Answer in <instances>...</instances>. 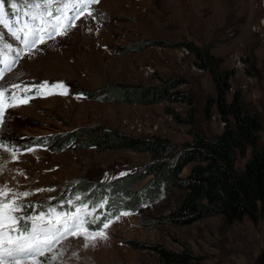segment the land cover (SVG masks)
I'll return each instance as SVG.
<instances>
[{"label": "rangeland", "instance_id": "rangeland-1", "mask_svg": "<svg viewBox=\"0 0 264 264\" xmlns=\"http://www.w3.org/2000/svg\"><path fill=\"white\" fill-rule=\"evenodd\" d=\"M74 2L0 0V61H15L11 70L0 62V69H4L0 90L5 92L4 122L0 124V189L6 188L9 193L0 199L16 200L24 206L15 213L20 217L16 225L20 230L25 226L30 230L29 217L50 209L68 216L80 213L83 219L92 216L100 204L76 206L71 213L60 211L67 191L81 181L108 183L140 171L150 162L146 154L122 150L73 146L53 153L46 141L33 145V139L95 125L134 137L166 138L176 147L190 141L191 128L210 138L223 130L217 120L203 115L205 102L214 93L211 77L205 71L193 70L192 65L197 67L193 54L181 59L176 57V49L185 47L182 43L205 48L222 59V70H230L231 62L227 61L234 53H241V60L247 61L244 71L250 69V63L260 73L264 68L260 37L252 31V26L264 18V0H98L79 16V9L71 6ZM57 17L73 26L33 47H25L22 38L13 36L25 24L32 29L40 27L41 19L49 31H54ZM249 76L251 83L240 76L231 86L239 89L245 107L261 116L263 130L258 146H262L264 77ZM172 78L184 79L186 84L178 89L193 95L192 125L165 112L169 107L179 119L186 120L189 107L184 104L131 106L86 96L105 83L154 87ZM61 83L64 89L54 87ZM12 96L29 99L8 106ZM211 111L215 114L214 109ZM137 123L144 133H151L139 136L132 132L131 126ZM244 162L245 158L239 157L236 169L242 170ZM190 167L184 168L182 177ZM179 196L180 192L173 190L171 196L138 212H123L128 214L118 215L107 222V229H101L107 239L90 243L83 234H69L54 241L43 255L24 257L20 264H165L151 248L156 245L190 254L191 264L255 263L264 246V211L255 224L247 218L224 224L220 216L205 217L187 226L160 222ZM10 234L16 236L18 232Z\"/></svg>", "mask_w": 264, "mask_h": 264}, {"label": "trees", "instance_id": "trees-1", "mask_svg": "<svg viewBox=\"0 0 264 264\" xmlns=\"http://www.w3.org/2000/svg\"><path fill=\"white\" fill-rule=\"evenodd\" d=\"M194 56V64L211 77L214 93L203 108L209 118L214 109L224 121L221 133L206 137L196 129H189L190 141L176 147L161 137L140 138L101 125L80 127L68 133L32 140L33 145L46 141L53 153H61L73 146L77 149L100 151H129L146 154L150 162L142 170L126 173L108 183L81 181L67 191L60 211L74 212L76 206L100 204L95 214L87 216L84 225L88 231H99L104 223L123 212H138L180 192L174 207L160 222L173 226H187L205 217L220 216L224 224L244 218L257 223L264 211V145L258 146L263 130L261 116L249 111L236 91L227 100L231 71L222 70V59L193 43H182ZM254 71V72H253ZM248 75H263L253 63L246 69ZM186 84L181 78H172L154 87L118 86L105 83L99 90L86 96L92 100L124 105L150 106L161 102L184 104L189 107L187 119L181 120L169 107L165 112L188 125L193 120V95L178 89ZM249 155L246 156L247 151ZM245 158L242 170L236 169L237 159ZM191 165L182 177L185 167ZM148 178L147 183L137 187ZM137 187V188H136ZM165 264H191L193 257L186 252H172L162 246L151 247ZM254 264H264V246Z\"/></svg>", "mask_w": 264, "mask_h": 264}, {"label": "snow or ice", "instance_id": "snow-or-ice-1", "mask_svg": "<svg viewBox=\"0 0 264 264\" xmlns=\"http://www.w3.org/2000/svg\"><path fill=\"white\" fill-rule=\"evenodd\" d=\"M98 0H75L71 5L77 7V16L80 11H83L90 4L96 3ZM15 7V5H12ZM3 10V4L0 3V12ZM91 13H89L90 15ZM51 15V13H48ZM72 19V18H69ZM73 25L64 24L60 17L56 18V23L52 26L54 31H49L45 26L43 19L40 21V27L35 29L29 28L28 25H24L22 28L13 32V36L16 39H21L25 47H33L37 42L43 43L46 38L51 39L54 34H63L69 27ZM7 47V45L5 46ZM5 69L11 70L14 60L9 61L4 58L3 61ZM4 69H0V78L3 77ZM19 88V86H15ZM42 87H47L46 85ZM58 89H64V85L56 84L54 86ZM63 94V93H61ZM29 97H17L12 96L8 101V106H17L16 102L26 103ZM5 110V92L0 90V124H3V115ZM2 146V145H0ZM31 151V149H30ZM15 155V153H13ZM6 188L0 189V197H6L8 195ZM26 195V194H25ZM23 205L16 202V200H4L0 199V264H20V261L24 257L31 256L33 254L43 255L46 250L51 248L54 241L62 239L69 234H83L84 238L88 242H94L96 239H107L106 231L88 232V229L84 227L88 223L83 219L80 213L75 216H68L66 214H60L55 209H50L48 213L41 212L37 216L29 217L31 220V229L27 226L20 230L16 227L20 220L19 216L15 213L23 210ZM83 211V209H81ZM87 215V213H85ZM128 213H121V215H127ZM72 221V223H69ZM110 226L109 223H104L103 228L107 229ZM11 232H18V235L13 236ZM87 246V245H86Z\"/></svg>", "mask_w": 264, "mask_h": 264}, {"label": "built area", "instance_id": "built-area-1", "mask_svg": "<svg viewBox=\"0 0 264 264\" xmlns=\"http://www.w3.org/2000/svg\"><path fill=\"white\" fill-rule=\"evenodd\" d=\"M263 4H264V2H263ZM252 31L259 35L262 51L264 52V18L261 19L259 21V23H256L255 25L252 26ZM175 54H176V57L178 56V58L182 59L185 56H188L190 54V51L186 47H180V49H176ZM241 58H242L241 53H240V55L234 53V54L230 55L229 60L227 61V62H231L230 70H228V71H231L232 73L229 76L228 83L230 85V88H229L228 93H227V94L230 93L231 96L234 94V92H236V91L239 92V89L236 90L233 88V86H231L233 79H238L240 76H242L246 82H248V83L252 82V79L250 78V76L245 74V71H244V69L248 65V63H247V61H242ZM225 64H227V63H225ZM192 68H193V70H196V71H204L203 69L195 67L194 65H192ZM150 74H152V71H150ZM245 87H246V85L244 87L240 86L241 89L245 88ZM168 117L170 118V116H167L166 118H168ZM211 119L217 120L218 125L221 127V129L224 128L225 123L216 111H215V114H213V113L211 114ZM131 129H132V132L133 131L136 132L137 135H139V136L147 135V134L151 133V132L144 133V131L142 130L141 125L139 123H137L136 125H132ZM144 137H146V136H144Z\"/></svg>", "mask_w": 264, "mask_h": 264}]
</instances>
